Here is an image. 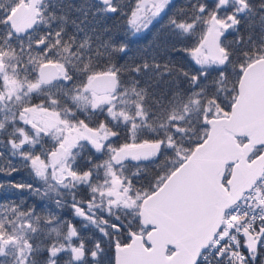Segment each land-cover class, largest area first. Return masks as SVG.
<instances>
[{"label": "snow or ice", "instance_id": "6c2138e0", "mask_svg": "<svg viewBox=\"0 0 264 264\" xmlns=\"http://www.w3.org/2000/svg\"><path fill=\"white\" fill-rule=\"evenodd\" d=\"M171 7L136 0L168 19L129 57L119 0H0V175L54 205L0 202V264H264V0Z\"/></svg>", "mask_w": 264, "mask_h": 264}, {"label": "trees", "instance_id": "16d2710c", "mask_svg": "<svg viewBox=\"0 0 264 264\" xmlns=\"http://www.w3.org/2000/svg\"><path fill=\"white\" fill-rule=\"evenodd\" d=\"M119 2L123 5L120 15L99 21L100 24L110 29V34L112 38L115 39L116 43H126L128 45L129 57L137 56L145 51L151 52L154 48L159 46L157 36L160 35L161 27L167 23L168 16H164L163 19H160L159 17L156 18V20H154L147 29H142L141 31L137 32L128 23L129 17L131 15V9L135 7L136 0H119ZM186 2L187 0H173V7L168 10V15H172ZM209 2H211V0H209ZM198 38L199 30H197V32L191 37L184 39L181 43L177 44V47H187L188 49H191L197 44ZM231 38L232 37H229V39ZM129 57H125V60H127ZM125 60H120L119 63H124ZM176 60L189 70H194L196 67H198L191 55L188 53L181 52V54L176 57ZM100 118L102 119L103 117ZM3 163H6V161ZM16 166L19 171L14 173L12 177L0 175V184L4 185L3 188H0V202L5 201V199L15 200L17 202L24 201L28 207L35 206L37 211L54 207L52 202L44 197L42 193L41 195H33L31 193L25 192L23 195H21L19 194L18 190L9 189L7 187L9 181L37 183L30 175L29 169L22 167L19 163H17ZM155 168L156 165L150 162L141 164L140 166V170L144 173H147L148 175H151ZM131 171L135 172L137 169L132 168ZM60 214L62 218L74 219L71 215L70 209L62 210ZM74 222H76V220H74ZM76 223L78 227L79 223ZM83 235L90 236L91 231H85Z\"/></svg>", "mask_w": 264, "mask_h": 264}, {"label": "rangeland", "instance_id": "374dc122", "mask_svg": "<svg viewBox=\"0 0 264 264\" xmlns=\"http://www.w3.org/2000/svg\"><path fill=\"white\" fill-rule=\"evenodd\" d=\"M50 146V145H49ZM97 155H99V154H97ZM101 159H103V157H101ZM76 222H78V220H76ZM79 223V222H78ZM78 227H79V224H78Z\"/></svg>", "mask_w": 264, "mask_h": 264}, {"label": "water", "instance_id": "95a60500", "mask_svg": "<svg viewBox=\"0 0 264 264\" xmlns=\"http://www.w3.org/2000/svg\"><path fill=\"white\" fill-rule=\"evenodd\" d=\"M141 163H148V162H141Z\"/></svg>", "mask_w": 264, "mask_h": 264}]
</instances>
